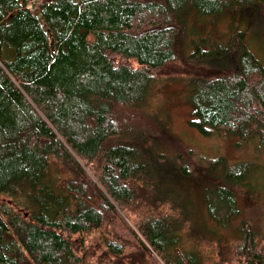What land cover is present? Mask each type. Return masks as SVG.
<instances>
[{
  "label": "trees",
  "instance_id": "16d2710c",
  "mask_svg": "<svg viewBox=\"0 0 264 264\" xmlns=\"http://www.w3.org/2000/svg\"><path fill=\"white\" fill-rule=\"evenodd\" d=\"M252 5L264 18V0H0V264H264V200L246 187L256 163L216 159L206 208L223 197L237 232L186 246L185 208L155 183L163 133L143 107L181 77L202 134L264 146V67L243 33L184 46L188 7ZM163 142L181 172H202L196 149Z\"/></svg>",
  "mask_w": 264,
  "mask_h": 264
},
{
  "label": "rangeland",
  "instance_id": "374dc122",
  "mask_svg": "<svg viewBox=\"0 0 264 264\" xmlns=\"http://www.w3.org/2000/svg\"><path fill=\"white\" fill-rule=\"evenodd\" d=\"M235 29L243 33V41L248 50L264 67V18L257 5L231 8L213 14H201L194 7H188L183 19L185 52L192 51L196 45L209 49L212 41L223 40ZM225 59L217 57L211 59V62L225 65ZM187 92L185 79L170 77L151 88L143 106L159 123L163 138L161 143L158 140L154 142L155 150L166 157L160 159L161 175L158 181L153 179L151 182L156 183L160 194L165 193L169 201L184 206L188 217L187 228L183 231L186 246L205 239L224 242L236 234L241 215L238 212L230 215L226 200L217 195H212L214 215L208 213L204 195L207 184L205 175H217L220 172L223 164L214 163L220 157L228 164L242 160L254 161L256 167L247 178L246 187L264 200V146H258L255 141H242L237 135L202 134L192 122L197 120V116L192 113ZM164 138L180 141L182 145L196 149L201 156L202 172H181L176 162L171 160V153L167 152L168 145L162 144ZM244 204V199L237 194L234 208L241 209ZM220 205L223 211H220ZM224 219L229 222L228 225L218 223Z\"/></svg>",
  "mask_w": 264,
  "mask_h": 264
}]
</instances>
